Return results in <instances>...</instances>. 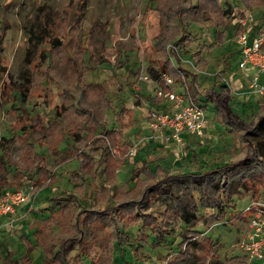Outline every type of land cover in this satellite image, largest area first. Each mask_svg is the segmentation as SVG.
<instances>
[{
	"label": "rangeland",
	"instance_id": "1",
	"mask_svg": "<svg viewBox=\"0 0 264 264\" xmlns=\"http://www.w3.org/2000/svg\"><path fill=\"white\" fill-rule=\"evenodd\" d=\"M218 1V7L214 2L209 3L211 8L207 4L206 13L211 20L191 24L186 29L190 33L189 41L176 50L182 66L199 72L201 92L212 85L214 75L220 73L224 55L228 65L220 78L228 84L231 78H240L236 60L239 53L234 38L240 32L239 23L246 14L252 17L251 27L264 24V0H245L247 2L242 1L239 5H235L237 1L234 0ZM41 4L48 5L52 10L54 35L60 39V45L50 52L45 51L43 56H40V50L47 43L36 42L33 36L37 8ZM156 4L157 0H0V154L4 153L0 159V181H14L12 186L4 187L7 189L31 187L34 192L27 215L16 217L24 211L19 208L14 224L0 228V250L7 251L10 259L19 258L27 250L29 242L26 237L33 241L34 233H38L39 245H53V240L46 235L48 227L42 224L50 211L48 199L62 189L73 188L71 174L83 162L78 153H64L71 146L70 140L58 145L59 154L34 145L38 155L51 160L53 181L33 185L35 170L29 167L25 143L19 134L32 130V124L39 131H42V125L50 127V130L53 127V106L58 102V96L55 88L45 82L43 70L46 66L64 85H72V80L79 74L88 89H95L96 83L107 87V96L112 101V106L106 111L107 127L114 129L117 141L113 155L117 159L124 158L121 167L114 172L119 189L126 190L132 186L131 171L143 158L148 157L153 168L154 157L151 155H160V151L156 162L161 165L181 167L183 170L192 168V159L185 147L176 153L172 144L159 141L151 145H148L151 141L142 143L137 146L134 155L125 156L139 137L140 123L144 122L147 112L153 107L149 99L155 95L158 86L146 72L149 66L155 67L161 58L153 46L161 26L160 11L157 9L160 6L156 7ZM225 9L227 14L223 13ZM221 30H224L222 40ZM197 51L207 59L204 70L194 66L192 54ZM96 56L100 59L98 63L94 62ZM28 58H32L31 62ZM88 67L91 69L87 70ZM24 75L29 79L26 80ZM21 87L27 88L23 97L18 93ZM201 98L207 116L206 130L204 128L202 134L195 135L189 144L198 151L203 167H214L237 155L239 147L229 127L216 119L209 96ZM261 101L264 102V97L257 95H240L238 98L230 93L228 98L234 119L245 124L251 122ZM125 143L129 145L126 150ZM154 144L159 146L153 147ZM141 147H145L146 151H140ZM7 158L8 162H5ZM37 161L38 158L34 162ZM246 185L247 188H240L241 192L233 195L220 221L204 225L199 220L192 228L200 231L196 237L198 240L210 237L213 242L212 249L205 248L203 244L199 248L200 260L204 264L209 261L212 264L244 262L245 248L241 243L247 239L249 216L242 218V212L256 199L264 202V175L253 177ZM255 196L258 198L255 199ZM82 204L86 206L87 201H82ZM210 212L213 211L206 210L204 213ZM150 227L148 223H138L129 225L125 230L128 241L122 252L127 263L118 257L117 249L108 245L107 237L100 231L98 244L104 247V253L96 258L94 264H165L177 252L183 225L170 228L165 238L160 240L155 239ZM38 228L43 231H38ZM74 253L72 251L71 256ZM213 253L217 257H213ZM43 254L42 248L37 246L30 253L29 263L40 264ZM9 258L6 262L10 261ZM84 264H89V261L84 259ZM254 264H264V259Z\"/></svg>",
	"mask_w": 264,
	"mask_h": 264
},
{
	"label": "trees",
	"instance_id": "2",
	"mask_svg": "<svg viewBox=\"0 0 264 264\" xmlns=\"http://www.w3.org/2000/svg\"><path fill=\"white\" fill-rule=\"evenodd\" d=\"M234 1H237L235 5L247 2ZM212 2L218 7V0H157L161 26L154 37L153 46L161 54V58L155 67L149 66L146 72L158 86L162 85V74H168L173 85L184 84L191 97L201 104V97L209 96L216 119L229 127V131L236 137L238 154L224 164L203 167L198 151L187 146L192 158V168L189 170L165 167L156 162L159 155L153 154V168L149 165L148 157L143 158L131 171L132 186L121 190L116 184L114 172L121 167L124 158L117 159L113 155L117 141L114 129L107 127L106 111L112 106V101L107 96V87L96 83L95 89H88L79 74L72 80V85H64L46 66L43 70L45 82L49 87L55 88L58 96V102L53 106V127L50 130V127L42 125V131H39L32 124V130L19 134L25 143L29 167L35 170L33 185L43 184L46 180L53 181L51 160L38 155L34 145L45 147L52 154H59L58 145L70 140L71 146L64 153H78L83 162L71 174L73 188L62 189L48 199L50 211L42 224L48 227L46 235L53 240V245H39L38 233H34L33 241L26 237L29 247L19 258L10 259L6 255L7 251L0 250V264H30V253L37 246L44 253L40 264H84V259L89 264H94L96 258L104 253V247L98 244L100 231L107 237L108 245L117 249L118 257L127 263L122 252L128 241L125 230L129 225L138 223H148L157 240L164 239L170 228L183 225L179 232L181 242L177 252L165 264H204L200 260L202 257L199 248L203 244L212 249L213 242L210 237L198 240L196 237L200 231L192 228L199 220L204 225L220 221L233 195L241 192L240 188H247L246 183L253 177L264 175V102L256 107L250 123L234 119L228 103L229 84L220 78L228 65L225 55L221 58L220 73L217 72L212 85L201 92L199 72L182 66L180 55L176 53L177 47L189 41L190 33L186 29L191 24L211 20L206 12L207 4L209 6ZM37 9L33 36L36 42L47 43L40 50V56H43L45 51L50 52L58 47L60 39L54 35L52 10L46 4L39 5ZM223 13L227 14V10H223ZM259 28L257 25L252 26L250 35L254 36ZM239 29H242L240 25ZM223 31H220V40L223 39ZM1 38L0 35V41ZM234 44L237 47L235 38ZM192 57L194 66H200L204 70L208 64L206 57L200 51L194 52ZM31 59L28 58V61L31 62ZM99 60L98 56L94 62L98 63ZM24 78L29 79L26 75ZM26 90V87H21L19 95L23 97ZM149 100L159 110L167 109L155 95ZM120 110H123L122 107ZM28 138L31 140L28 141ZM128 146L125 143L124 150ZM2 155L4 156L3 152L0 159ZM36 158L38 161L34 162ZM5 162H8V158ZM13 183L0 181V194L7 189L5 186H12ZM256 198L258 197L255 196ZM82 201H87V205L84 206ZM206 210L213 212L205 215ZM242 214V218H245V212ZM38 231L42 232L43 229L38 228ZM72 251H75L73 256ZM212 256L217 257V254L213 253ZM8 258L10 261L6 262ZM208 264L212 263L209 261Z\"/></svg>",
	"mask_w": 264,
	"mask_h": 264
},
{
	"label": "built area",
	"instance_id": "3",
	"mask_svg": "<svg viewBox=\"0 0 264 264\" xmlns=\"http://www.w3.org/2000/svg\"><path fill=\"white\" fill-rule=\"evenodd\" d=\"M251 22V15L246 14L239 23L242 29L235 37L240 55L238 68L246 81L243 91L239 93L264 97V26L251 36ZM161 82L155 96L161 99V104L167 109L163 111L154 106L149 109L143 122L148 133L139 136L125 156L134 155L137 146L148 141L180 144L183 141L182 135H200L204 132L207 116L203 104L191 97L184 84L178 83L176 86L179 88H175L168 74H162ZM33 196L31 187L5 189L0 194V217H7V224L13 225L19 208L24 211L16 217L27 215ZM243 212L249 216V231L247 239L241 243L245 248L242 264H254L264 259V202L256 199Z\"/></svg>",
	"mask_w": 264,
	"mask_h": 264
},
{
	"label": "crops",
	"instance_id": "4",
	"mask_svg": "<svg viewBox=\"0 0 264 264\" xmlns=\"http://www.w3.org/2000/svg\"><path fill=\"white\" fill-rule=\"evenodd\" d=\"M239 57H240V55H239ZM239 57L237 58V61H239ZM238 63V62H237ZM239 73H240V78L238 77V78H231V83L229 84V93H232V94H234V95H236L238 98L240 97V91H243V88H244V86H245V84H246V81H245V77H244V75H243V73H242V71L241 70H239L238 71ZM262 78H264V76H262ZM240 87V88H239ZM251 96H253V95H251ZM262 102V101H261ZM212 104V103H211ZM213 105V104H212ZM140 131H139V136H143V135H146L147 133H148V130L147 129H145V126H144V123L142 122V124L140 123V129H139ZM205 130H206V128H205ZM195 135H189V134H184V135H182V139H183V141L180 143V144H177V143H175V142H170V144H172L173 146V150H176V153L177 152H180V150H181V148L182 147H191V148H194V147H192V145L191 144H189V141H191L192 139H193V137H194ZM153 142L154 141H151V143L150 144H148V145H151V144H153ZM156 143H158V142H156ZM157 145L159 146V144H154V146L153 147H157ZM183 145V146H182ZM146 148L145 147H141L140 148V151H144ZM187 149V148H186ZM195 149V148H194ZM188 150V149H187ZM196 150V149H195ZM146 151V150H145ZM189 151V150H188ZM160 155H161V151H160V153H159ZM156 155H158V153H156ZM159 155V156H160ZM189 155H190V151H189ZM191 157V156H190ZM192 159V158H191ZM173 168H181V167H173ZM7 217H0V228L2 227V228H4V227H6V225H7Z\"/></svg>",
	"mask_w": 264,
	"mask_h": 264
}]
</instances>
